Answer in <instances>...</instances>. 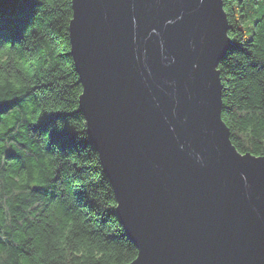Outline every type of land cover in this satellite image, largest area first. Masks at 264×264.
<instances>
[{
	"label": "water",
	"instance_id": "95a60500",
	"mask_svg": "<svg viewBox=\"0 0 264 264\" xmlns=\"http://www.w3.org/2000/svg\"><path fill=\"white\" fill-rule=\"evenodd\" d=\"M79 109L137 256L264 264V155L221 116L224 0H71Z\"/></svg>",
	"mask_w": 264,
	"mask_h": 264
},
{
	"label": "trees",
	"instance_id": "16d2710c",
	"mask_svg": "<svg viewBox=\"0 0 264 264\" xmlns=\"http://www.w3.org/2000/svg\"><path fill=\"white\" fill-rule=\"evenodd\" d=\"M221 116L264 155V0H224ZM71 0H0V264H127L137 256L79 109Z\"/></svg>",
	"mask_w": 264,
	"mask_h": 264
}]
</instances>
